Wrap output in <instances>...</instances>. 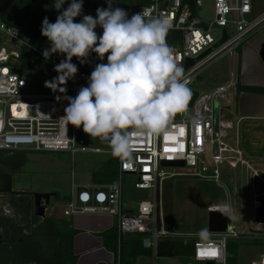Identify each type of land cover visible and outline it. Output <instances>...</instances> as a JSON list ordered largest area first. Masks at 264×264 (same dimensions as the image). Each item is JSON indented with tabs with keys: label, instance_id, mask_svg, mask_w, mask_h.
Returning a JSON list of instances; mask_svg holds the SVG:
<instances>
[{
	"label": "built area",
	"instance_id": "2783aa9c",
	"mask_svg": "<svg viewBox=\"0 0 264 264\" xmlns=\"http://www.w3.org/2000/svg\"><path fill=\"white\" fill-rule=\"evenodd\" d=\"M206 1L151 0L146 5L137 2H126L123 5L122 0H114L113 3L119 2V8L125 10L129 18L146 11L149 17H165L171 22L167 43L173 49L174 59L185 68L189 86L206 66L223 57L234 58L237 49L258 29L264 27V13L250 22L246 20V16L252 12L251 0H210L212 19L204 21L199 16V9ZM223 30L226 31L227 39L213 48L221 40ZM95 31L98 36L103 33L100 26ZM0 33L9 40L18 42L20 48L27 46L17 29L8 27L1 20ZM19 50L6 53L0 48V150L114 156L108 139L96 138L99 145L88 147L86 139L90 136L81 127L80 134L85 141L84 144H78L76 127L67 125L60 119L68 106L65 97L74 98L81 87L88 86L95 66L107 63V54L104 60H100L95 52L90 53L87 69L79 60L80 69L70 79L66 93L50 89L44 94H29L26 92L27 82L19 75ZM207 51L209 52L199 61L189 64V60H195ZM237 84L236 75L230 72L227 82L208 93H198L187 112L176 114L160 134L136 135L133 132L131 158L115 156L118 161L116 180L93 187L74 184L72 197L65 203L62 216L99 214L116 218L118 246L125 237L137 236L142 247L152 251L156 264L159 259L158 244L176 241L177 238L163 229L160 216L161 184L166 178L177 175H169L164 169L189 168L192 171L189 176L216 184L221 182L223 174L230 173L229 170L234 173L239 167L246 172L252 171L240 149L238 121L232 108L234 97L238 94ZM162 162H182L183 167H163ZM226 168L229 170L224 171ZM253 172L252 176L257 177V171ZM123 175L134 176V188L151 191L152 200L140 201L136 205V211L128 207L124 209ZM237 198L241 199L239 196ZM257 199L258 196L253 193L254 207L258 205ZM212 209H226L232 220V209L226 205L209 206L206 212ZM231 238H237L233 222L230 232L210 233L201 241L193 242L190 258L200 264H227V246ZM258 264H264V252L260 255Z\"/></svg>",
	"mask_w": 264,
	"mask_h": 264
},
{
	"label": "clouds",
	"instance_id": "9594fccd",
	"mask_svg": "<svg viewBox=\"0 0 264 264\" xmlns=\"http://www.w3.org/2000/svg\"><path fill=\"white\" fill-rule=\"evenodd\" d=\"M55 0L60 12L54 23L45 17L41 34L51 47L43 51L45 59L54 53L66 56L54 71L58 73L45 87L66 93L68 80L75 77L73 57L83 63L95 52L100 60L107 54V63H99L91 72L87 87L78 94L65 97L68 106L60 119L83 129L92 138L108 139L112 154L131 158L132 133L158 135L178 113H186L192 99L185 68L174 59L167 43L171 22L165 17H149L146 11L130 18L122 8H97L96 17L84 15L83 0ZM100 26L102 35L95 29ZM59 99V97H58ZM255 264V262H254Z\"/></svg>",
	"mask_w": 264,
	"mask_h": 264
},
{
	"label": "rangeland",
	"instance_id": "374dc122",
	"mask_svg": "<svg viewBox=\"0 0 264 264\" xmlns=\"http://www.w3.org/2000/svg\"><path fill=\"white\" fill-rule=\"evenodd\" d=\"M252 12L246 16L248 22L259 18L264 13V0H251ZM136 2L135 0H122ZM212 1L199 9V16L204 21L212 19ZM44 11V10H43ZM231 32V29L229 28ZM18 42L9 40L0 33V48L2 52L15 51ZM90 56V55H89ZM87 59L82 63L88 68ZM235 58V57H234ZM223 57L200 71L197 78L188 86L199 94L208 93L217 86L228 81L230 72L236 75V60ZM187 67V66H186ZM19 75L27 82L26 92L29 94H44L50 90L45 87L48 78L19 64ZM224 117V114H221ZM88 147L98 146L96 138L86 139ZM245 160L250 161L252 171L246 172L239 167L223 174L219 184L189 176V168L164 169L170 174H177L166 178L160 187V216L163 229L176 236V241L197 242L210 235L207 230V208L212 205H226L234 215L233 227L237 238L228 240L227 264H258L260 255L264 252V199L253 205V193L264 198V174L252 176L253 171H264V136L256 147L243 145ZM110 158L107 154L92 153H39L26 152L24 164L18 170L10 171L12 190L15 192H45L58 194L59 200H50L53 211L52 218L58 221L62 217L65 202L71 199L73 185L93 187L91 175ZM228 173V171H227ZM134 176H122V206L136 211L140 201H151V191H141L134 188ZM239 196L241 199H238ZM50 206V207H51ZM62 219V218H61ZM65 219V218H64ZM237 245L235 251L234 246ZM150 251V250H149ZM200 264L190 257H159L156 264ZM135 264H154L151 251L150 256L137 258Z\"/></svg>",
	"mask_w": 264,
	"mask_h": 264
},
{
	"label": "trees",
	"instance_id": "16d2710c",
	"mask_svg": "<svg viewBox=\"0 0 264 264\" xmlns=\"http://www.w3.org/2000/svg\"><path fill=\"white\" fill-rule=\"evenodd\" d=\"M141 5L148 4L151 0H135ZM71 0H67L63 5L67 8ZM44 10L42 12H39ZM12 12L16 13L14 17L4 18L1 21L8 27H13L21 33L23 38L27 42V46L20 48L18 62L28 69L48 78L52 81L58 76V73L54 71L55 65L59 64L62 60L66 59V56L61 53H54L49 59H45L43 56V51L51 47L50 42L47 37L41 34L42 21L45 17L48 18L49 22L54 23L57 16L60 14L55 8L54 4L46 9H41L40 6H33L28 0H18L12 8ZM19 16V20L17 17ZM82 14L75 18V22H80L82 20ZM241 46L237 49V56L240 53ZM264 59V56H261ZM238 62V60H237ZM72 63L76 64L75 57L72 59ZM70 85V80L66 85H61V87L68 88ZM237 93L248 92V93H259L264 94L263 89L259 88H249L241 87L237 84ZM24 151H14L8 152L0 150V168L11 167L9 160L13 158H18L15 167L12 166L11 170L19 169L25 161ZM118 173V161L115 156H111L97 172L91 175L92 185H107L113 183L117 178ZM59 198L58 194H56ZM46 225V235L47 238H51L55 247L49 246L48 249L55 252L48 253V261L56 259L58 264H75L76 257L73 253V238L77 231L72 229L71 224L64 218H60L58 221L48 218L45 223ZM103 242L106 249L118 253V263L119 264H135L137 258L141 256H150L151 251L146 250L141 245V240L137 236H128L122 239L119 244V250H117V240L115 228L104 233ZM177 241H163L158 244L157 255L158 257H172L174 256V245ZM235 251L237 250V245L234 246ZM231 248L227 247V252H230ZM49 264V263H48Z\"/></svg>",
	"mask_w": 264,
	"mask_h": 264
},
{
	"label": "crops",
	"instance_id": "0c3cea01",
	"mask_svg": "<svg viewBox=\"0 0 264 264\" xmlns=\"http://www.w3.org/2000/svg\"><path fill=\"white\" fill-rule=\"evenodd\" d=\"M261 56H264V27L251 35L234 58L238 85L264 90V59ZM232 108L238 121L240 149L244 156L241 144L245 141L256 147L264 136V94L240 92L235 95ZM255 171L257 175L258 172L264 174L263 170ZM60 218L69 221L72 229L77 231L73 238L75 264H119L118 253L106 249L102 238L104 233L115 228L116 218L99 214H77ZM233 219L232 214V222Z\"/></svg>",
	"mask_w": 264,
	"mask_h": 264
},
{
	"label": "flooded vegetation",
	"instance_id": "af4514ba",
	"mask_svg": "<svg viewBox=\"0 0 264 264\" xmlns=\"http://www.w3.org/2000/svg\"><path fill=\"white\" fill-rule=\"evenodd\" d=\"M28 1L33 6H37L38 3L41 9L51 7L55 2V0ZM100 5H103V2L100 0H83L82 17L85 12L97 10ZM12 8L4 18H11L16 15V13L12 12ZM64 9L66 8L62 6L60 11ZM17 19L19 20V16ZM17 161V157L10 159L9 164L11 167H1L0 173L10 174L12 166L15 167ZM33 193L13 191L11 194H0V264H58L56 259H52L49 262L47 257L49 252L56 255L55 252L48 249L49 246L51 248L55 247V244L45 234V223L48 218H52V212L48 213L47 211L49 208L52 210L53 207L50 205V202L48 205H45L44 200L41 199L39 210L40 207H43V216H36L34 213ZM51 199L54 202L59 200L57 196Z\"/></svg>",
	"mask_w": 264,
	"mask_h": 264
},
{
	"label": "water",
	"instance_id": "95a60500",
	"mask_svg": "<svg viewBox=\"0 0 264 264\" xmlns=\"http://www.w3.org/2000/svg\"><path fill=\"white\" fill-rule=\"evenodd\" d=\"M16 0H0V20H2L10 11L12 6L14 5ZM103 2V5L98 6V8H108V2L107 0H100ZM114 1V0H113ZM113 8L120 7V3H112ZM96 10L92 12H85L84 15H91L94 18L96 17ZM227 39L226 31L223 30L222 32V38L220 41H218L213 48H217L220 46L225 40ZM209 51L205 52L195 60H189V64H193L194 61H199L202 57H204ZM76 60V66L78 70L80 69V63L79 60L75 57ZM98 62V61H97ZM192 91V99L190 101L189 106L192 104V102L196 99L198 92ZM80 128H76L75 135H76V141L78 144H84V137L80 134ZM161 166L163 167H183L182 162H162ZM13 193L12 190V177L8 173H0V194H11ZM56 194L54 193H33L34 197V213L36 216H43V207H40L39 210V204L41 199L44 200V204L48 205L50 202V198L55 197ZM264 198H260L259 202L262 201ZM232 225V220L228 215V212L226 209H212L207 212V230L209 233H228L227 229ZM193 253V244L188 242H177L174 245V256L176 257H190ZM205 264H211V263H205Z\"/></svg>",
	"mask_w": 264,
	"mask_h": 264
},
{
	"label": "bare ground",
	"instance_id": "6f19581e",
	"mask_svg": "<svg viewBox=\"0 0 264 264\" xmlns=\"http://www.w3.org/2000/svg\"><path fill=\"white\" fill-rule=\"evenodd\" d=\"M232 230V225L228 227L227 231L230 232Z\"/></svg>",
	"mask_w": 264,
	"mask_h": 264
}]
</instances>
